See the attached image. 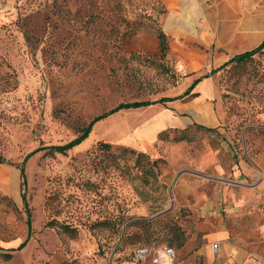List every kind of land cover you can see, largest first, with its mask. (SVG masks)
Here are the masks:
<instances>
[{"label": "rangeland", "instance_id": "374dc122", "mask_svg": "<svg viewBox=\"0 0 264 264\" xmlns=\"http://www.w3.org/2000/svg\"><path fill=\"white\" fill-rule=\"evenodd\" d=\"M170 3L0 0V156L6 160L0 162V264H131L130 251L138 245L172 246L176 264L188 248L201 245L200 238H189L198 209L182 203L176 175L188 167L205 181L224 180L226 152L212 153L209 145L222 141L226 126L236 146L244 130L264 137L257 129L264 126V50L211 73L222 134L198 126L167 128L165 139L156 133L145 152L160 158L157 184L146 183L147 164L136 161L142 150L123 143L154 114L150 106L95 120L88 136L65 153L31 152L66 143L121 102L180 99L186 73L179 52L192 40L175 29L181 5ZM158 28L167 36L165 54ZM179 137L186 141L181 149ZM29 152L21 176L19 165ZM167 210L148 238L146 228L126 227ZM28 218L31 233L24 241ZM143 264L153 263L146 257Z\"/></svg>", "mask_w": 264, "mask_h": 264}, {"label": "crops", "instance_id": "0c3cea01", "mask_svg": "<svg viewBox=\"0 0 264 264\" xmlns=\"http://www.w3.org/2000/svg\"><path fill=\"white\" fill-rule=\"evenodd\" d=\"M170 5H181L175 29L192 40L179 52V66L186 73L183 90L198 95L144 105L154 114L137 130L136 137L123 142L142 151H150L156 133L167 128L201 125L222 134L212 102L217 89L211 73L264 40V0H172ZM222 136L209 150L226 152L224 180L205 181L188 167L176 175L175 190L182 203H192L199 213L196 233L189 238L201 240L200 246L188 248L186 257L176 264H264V137H249L244 130L241 144L236 146V135L227 126ZM184 144L186 141H180L177 148Z\"/></svg>", "mask_w": 264, "mask_h": 264}, {"label": "trees", "instance_id": "16d2710c", "mask_svg": "<svg viewBox=\"0 0 264 264\" xmlns=\"http://www.w3.org/2000/svg\"><path fill=\"white\" fill-rule=\"evenodd\" d=\"M164 12H165V9L159 11V14H162ZM157 38H158V43H159V50L161 51V53L162 54L167 53L168 48H169L167 36L160 28H158V30H157ZM263 50H264V40L260 44L255 46L254 48L233 56L224 65H229L231 63H236L237 64V63L246 62L250 58H252L254 54H256V53H258L260 51H263ZM198 80H199V78L194 80V82L192 84V87L194 86V84ZM192 87H190V88H192ZM197 95H198V93H195V92L191 93V89H187L180 96V99L186 100V99H188L190 97H194V96H197ZM173 99H175V98L162 97V98L158 99L157 101L165 102V101H169V100H173ZM150 103L151 102H149V101L121 102V103L117 104L116 106H114L113 108H111L108 112H104L102 114L96 115L86 125H84L81 128L79 134H77L74 138H72L71 140L67 141L66 143L59 144V145H51V146H48V147H38V148H35L34 150H32L31 152H33L35 150H38V149L47 148V150L49 152H51V153H54V152L65 153L69 149H71L74 145L82 142L88 136V134H89V132L91 130V127H92L93 123L95 122V120H97L99 118H102V117H105L107 114L116 112V111H118L120 109H126V108H131V107H139V106L148 105ZM194 126H198V127L203 128L205 130H208V131H215V129L211 128V127H204V126H201V125H194ZM184 130H187V128L180 129V131H184ZM166 136H167L166 129L165 130H161L158 133V137L161 138V139L167 138ZM184 138L185 137H179L177 140H183ZM98 146L100 148L104 149V150L110 148V144L107 143V142H99ZM126 148H127V146H126ZM31 152L27 153L24 156L22 162L19 165L21 176H23V167H24L25 160H26V158L28 157V155ZM135 154H136V161L139 162L141 159H143L145 164H147V168L144 170V174L147 175L146 183L150 182L152 185L153 184H157L159 182V175L161 173V170H160V167H159L160 158L153 159L145 151H139V152H136ZM5 161L6 160L3 157L0 156V162H5ZM159 186L165 187V185H163V184H159ZM23 202L27 203L25 197L23 198ZM168 213H169V211L167 210V211H165L163 213L158 214L155 218H151V219H135V220L131 221L130 223H128L126 225V227L127 228L132 227V226L144 227V228H146V232L143 234V237L148 238L150 236L149 230H148L149 227L153 224V222L155 220L159 219V217H161V216L163 217V216L167 215ZM26 224H27V236H26L24 241H26L29 238L30 233H31V224H30V219L29 218L26 220ZM100 224H104V225L108 224V221L103 220V221H101ZM60 227L63 230L67 231V232H71V233L74 232V229H71L68 225H60ZM176 238H177V241H178L179 245H181V232L180 231L176 232ZM141 246H145V245H138V246H135V247H133L131 249V251H130L131 259H132L131 260V264H143L144 263V259L145 258L144 259L138 258L137 256L134 255V253L132 251L134 248L141 247ZM170 247H172V246H170ZM6 256H9V253H7Z\"/></svg>", "mask_w": 264, "mask_h": 264}, {"label": "built area", "instance_id": "2783aa9c", "mask_svg": "<svg viewBox=\"0 0 264 264\" xmlns=\"http://www.w3.org/2000/svg\"><path fill=\"white\" fill-rule=\"evenodd\" d=\"M213 247L216 249L217 244H214ZM132 251L138 258L144 259L149 257L153 264H173L175 258L174 249L170 246L154 249L148 246H141L134 248Z\"/></svg>", "mask_w": 264, "mask_h": 264}]
</instances>
